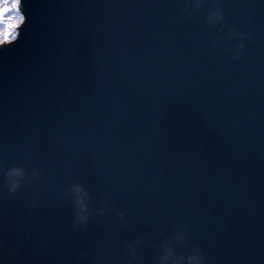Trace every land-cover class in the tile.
Returning <instances> with one entry per match:
<instances>
[{"label":"water","instance_id":"water-1","mask_svg":"<svg viewBox=\"0 0 264 264\" xmlns=\"http://www.w3.org/2000/svg\"><path fill=\"white\" fill-rule=\"evenodd\" d=\"M21 11L0 44V262L264 264V0Z\"/></svg>","mask_w":264,"mask_h":264},{"label":"clouds","instance_id":"clouds-1","mask_svg":"<svg viewBox=\"0 0 264 264\" xmlns=\"http://www.w3.org/2000/svg\"><path fill=\"white\" fill-rule=\"evenodd\" d=\"M222 19V16L218 12H213L209 20L210 22H218ZM4 47L0 45V48ZM244 45L239 44L235 47L233 60H237L243 50ZM24 174L22 169L13 168L5 173V179L7 180V186L9 192H15L20 186L23 180ZM70 194L73 197L74 210L72 215V224L74 227H84L89 219L90 210L88 208L87 199L88 195L84 188L79 185H73L70 189ZM35 206L33 205V208ZM86 258V254H85ZM2 264V262H0ZM158 264H182L179 260H172V251L170 248L164 247L162 254L158 259ZM187 264H204V259L199 251H195L191 256L187 258Z\"/></svg>","mask_w":264,"mask_h":264},{"label":"rangeland","instance_id":"rangeland-1","mask_svg":"<svg viewBox=\"0 0 264 264\" xmlns=\"http://www.w3.org/2000/svg\"><path fill=\"white\" fill-rule=\"evenodd\" d=\"M8 4L11 5L10 10L0 11V24L6 23V22L8 23L5 25L7 31H5L4 33H2L0 35V42H2L3 39L5 40V39L14 38L16 36V33H17V24L15 25V22H16L15 18L6 20V17L8 16L9 13H11V12L14 13V7H13L14 1L10 0L8 2ZM4 18H5L6 22H4Z\"/></svg>","mask_w":264,"mask_h":264},{"label":"bare ground","instance_id":"bare-ground-1","mask_svg":"<svg viewBox=\"0 0 264 264\" xmlns=\"http://www.w3.org/2000/svg\"><path fill=\"white\" fill-rule=\"evenodd\" d=\"M9 1L10 0H0V11H4L5 10L4 5L8 4ZM13 1H14V5L18 3V0H13ZM8 5H9L8 6V10H10L11 5L10 4H8ZM13 18H15V20H16L15 25L20 23L21 20H22V16L18 13V9L15 8V7H14V13H12V12L9 13L8 16L6 17V20L13 19ZM4 22H6L5 18H4ZM6 24H8V23L6 22V23L0 24V35L2 33H4L5 31H7L6 27H5Z\"/></svg>","mask_w":264,"mask_h":264},{"label":"snow or ice","instance_id":"snow-or-ice-1","mask_svg":"<svg viewBox=\"0 0 264 264\" xmlns=\"http://www.w3.org/2000/svg\"><path fill=\"white\" fill-rule=\"evenodd\" d=\"M22 5H23V0H18V3L17 4H15V5H13V7H15V8H17L20 12H22L21 11V9H22ZM8 4H5L4 5V8H5V11H7L8 10ZM23 19H24V23L21 25V28H22V26L25 24V22H26V16L25 15H23Z\"/></svg>","mask_w":264,"mask_h":264}]
</instances>
